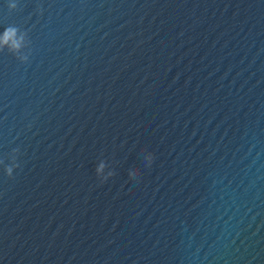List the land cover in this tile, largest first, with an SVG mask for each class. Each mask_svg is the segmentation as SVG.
<instances>
[{
  "label": "water",
  "instance_id": "1",
  "mask_svg": "<svg viewBox=\"0 0 264 264\" xmlns=\"http://www.w3.org/2000/svg\"><path fill=\"white\" fill-rule=\"evenodd\" d=\"M7 3L0 264H264V0Z\"/></svg>",
  "mask_w": 264,
  "mask_h": 264
},
{
  "label": "clouds",
  "instance_id": "2",
  "mask_svg": "<svg viewBox=\"0 0 264 264\" xmlns=\"http://www.w3.org/2000/svg\"><path fill=\"white\" fill-rule=\"evenodd\" d=\"M7 4L10 11L17 10L18 8L17 0H8ZM30 43L27 31H23L15 25L5 27L2 34H0V51L7 49L8 53L13 55L21 64L29 62V57L31 56ZM25 49L27 50L25 51ZM143 152L145 167L150 168L154 162L155 155L147 149H144ZM12 153L13 163L3 167V171L9 179L13 178L14 170L20 167L17 162L20 149L14 148L12 149ZM106 168H110V165L103 159H101L95 167V174L101 183L106 182L115 175L114 170H108L106 172ZM130 175L133 179L139 178L141 176L140 169L133 168Z\"/></svg>",
  "mask_w": 264,
  "mask_h": 264
}]
</instances>
